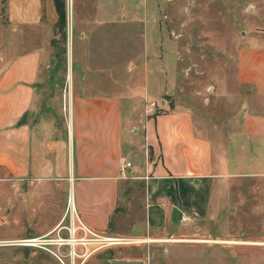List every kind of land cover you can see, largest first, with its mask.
<instances>
[{
  "label": "crops",
  "instance_id": "0c3cea01",
  "mask_svg": "<svg viewBox=\"0 0 264 264\" xmlns=\"http://www.w3.org/2000/svg\"><path fill=\"white\" fill-rule=\"evenodd\" d=\"M98 1H93L94 21L82 18L77 28L82 49L70 57L71 85L63 89L51 80L57 71L48 68L58 58L56 52L51 56L58 28L54 1L0 0V222L15 221L19 239L68 238V227H74L79 228L75 237L93 235L106 241L120 192L138 183L144 215L140 220L134 212L116 214V245L131 248L116 260L244 264L229 254L245 250L194 240L189 228L201 232L197 223L231 210L241 199L235 190L242 178H264V170L250 168L264 154V40L238 48L233 86L221 85L218 92V97L239 103L233 117L240 126L213 124L210 129L198 112L181 104L143 117L147 84L154 76L147 65L141 70L130 58L122 66L127 77L144 78V84H137L143 88L116 81L106 90L99 82L106 72L99 55L100 32L106 24L101 22L105 13ZM148 44L142 57L147 64L153 61L151 36L146 48ZM127 65L132 73L125 71ZM44 75L50 79L48 85L42 81ZM156 93L160 99L168 90L163 86ZM236 127L242 143H259L262 149L251 151L249 145L239 144L238 153L231 155L228 141L217 145L223 136L236 145ZM121 160L131 163L125 179L118 168ZM231 161L234 167L228 171ZM89 245L73 247L75 252L81 246V255L85 252L82 263L98 251L89 252ZM152 250L162 255L150 262Z\"/></svg>",
  "mask_w": 264,
  "mask_h": 264
},
{
  "label": "rangeland",
  "instance_id": "374dc122",
  "mask_svg": "<svg viewBox=\"0 0 264 264\" xmlns=\"http://www.w3.org/2000/svg\"><path fill=\"white\" fill-rule=\"evenodd\" d=\"M93 1L70 0L69 7V0H65L66 17L63 26L65 38H61V33L56 27L55 47L51 56L56 52L58 58L57 61L48 64V68L50 66L57 71V78L51 79L52 82L63 89L71 85V81L68 80L70 57L72 54L79 55L82 49L77 31L79 23L82 18L86 22L94 21ZM98 2H101V9L105 13L101 22L106 24L100 32L102 41L99 54L103 59L101 64L106 66V72L98 78L106 90L113 89L116 81H120L124 86L129 83L132 88L133 86L143 88L142 83L137 84L139 81H143L144 84V78L139 75L129 78L122 70L126 60L134 58L141 70L147 65L154 75L152 84L150 80L147 84L149 95H146L147 101L143 99V109L153 102L156 106L151 113L154 114L168 111L175 104H181L198 112L200 118L203 117V120L210 123L207 125L210 129L213 124H218V128L227 126L229 129H233L232 125L240 126L233 117L237 113L239 103L229 101L225 96L218 97L221 95L218 92L221 85H226L230 89L231 85L233 86L238 48L250 44L251 41L264 40V0H99ZM150 36L154 40V46L149 53L150 55L152 53L149 57H153V61L147 64L142 61V57L150 49V44L145 47L150 41ZM89 51L94 52L92 47ZM128 65L124 69L127 73H132V70L127 68ZM44 76L46 78H42V81L48 85L50 79H47L48 75ZM163 86L168 90V94L159 99L156 91L162 90ZM143 93L141 90V97L144 96ZM143 117L146 115L144 114ZM125 118L127 119V112ZM236 128L234 134L239 137L235 140L236 145L224 136L221 141L217 140V145L225 146L228 141L231 155L238 153L237 148L241 144L245 147L249 145L251 151L254 150L253 147L258 151L262 149L259 143L254 142V144L251 141V144H248L245 140L242 143L240 128ZM233 167L234 163L231 161L226 168L231 171ZM250 168L252 171L264 170V154L255 158ZM252 176L242 178L241 186L236 187H240L235 192L240 193L241 199L236 201V205H231V210L226 208L217 219L197 223L196 227L201 228V232H197L193 226L189 229L194 233V240L219 241L222 246L230 245L249 252L229 254L235 262L264 264V247H260L264 246V178ZM142 192V187L138 183L129 184L120 192L116 213L104 237L106 241L103 239L102 242H94L96 238L88 235L87 239L91 240L87 243L90 244L89 252L98 251L85 263H82L85 252L81 255L83 252L81 246L75 247L77 256L72 259L69 255L70 247L57 245L58 237L55 235L43 239V249L2 245L7 241L21 240L16 238L18 234L16 222L2 221L0 222V264H110L111 260L117 259L131 249L130 246H124L122 249L121 246L111 244L112 242L109 241L114 240L116 228H120L116 222V214L134 212L133 215L141 220L144 215ZM1 200L0 204H2ZM14 200L13 211L17 214V198ZM61 238L65 239L67 236ZM228 248L231 250L230 247ZM47 250L55 253L59 251L64 255L62 262ZM161 255V250L156 253L153 250L148 251V257H152L149 258L150 262L155 256ZM234 261L232 263H235Z\"/></svg>",
  "mask_w": 264,
  "mask_h": 264
},
{
  "label": "built area",
  "instance_id": "2783aa9c",
  "mask_svg": "<svg viewBox=\"0 0 264 264\" xmlns=\"http://www.w3.org/2000/svg\"><path fill=\"white\" fill-rule=\"evenodd\" d=\"M64 104V109H65V100L63 102ZM155 103H150L149 107L148 106H145L144 107V114L147 116L149 114H151V112L153 111V109L155 108ZM118 168H119V172H120V177L121 178H127V176L125 175V172L131 168V163L128 162V161H125V160H121L118 164ZM79 229V228H74V227H68V235L69 237L68 238H60L58 237L57 239V245L59 246H65V245H68L70 247V251H69V255L70 257L72 258H75L76 253L72 250H73V247L77 244H81V245H86L87 243L91 242V240L87 239L86 237L82 236L80 238H77L75 237V232L76 230ZM85 236V231L83 233ZM46 238V237H40V238H30V239H21V240H15V241H7V243H3L2 245H9V246H12V245H18V246H22V247H29V248H40V249H43V245H44V241L43 239ZM96 238V237H95ZM99 240V238H96L95 240H93L94 242H99L97 241ZM110 241V240H109ZM112 243L111 244H116L117 241L113 240L111 241ZM1 244V243H0ZM48 252L52 253L53 256L58 259L60 262H62V258H64V255H62L59 251L57 253L55 252H51L49 250H47Z\"/></svg>",
  "mask_w": 264,
  "mask_h": 264
},
{
  "label": "trees",
  "instance_id": "16d2710c",
  "mask_svg": "<svg viewBox=\"0 0 264 264\" xmlns=\"http://www.w3.org/2000/svg\"><path fill=\"white\" fill-rule=\"evenodd\" d=\"M56 13H57V26L58 31L61 33V38H65L64 24H65V0H53Z\"/></svg>",
  "mask_w": 264,
  "mask_h": 264
},
{
  "label": "water",
  "instance_id": "95a60500",
  "mask_svg": "<svg viewBox=\"0 0 264 264\" xmlns=\"http://www.w3.org/2000/svg\"><path fill=\"white\" fill-rule=\"evenodd\" d=\"M173 215L180 219V212L178 209H174ZM110 264H142L140 261H125V260H111Z\"/></svg>",
  "mask_w": 264,
  "mask_h": 264
},
{
  "label": "bare ground",
  "instance_id": "6f19581e",
  "mask_svg": "<svg viewBox=\"0 0 264 264\" xmlns=\"http://www.w3.org/2000/svg\"><path fill=\"white\" fill-rule=\"evenodd\" d=\"M69 7H70V0H69ZM71 209H72V202H71ZM110 241H113V240H110ZM71 253H73V250Z\"/></svg>",
  "mask_w": 264,
  "mask_h": 264
}]
</instances>
